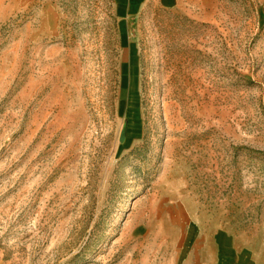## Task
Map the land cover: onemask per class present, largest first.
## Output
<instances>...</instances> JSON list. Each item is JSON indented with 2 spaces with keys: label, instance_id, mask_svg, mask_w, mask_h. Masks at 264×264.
<instances>
[{
  "label": "rangeland",
  "instance_id": "374dc122",
  "mask_svg": "<svg viewBox=\"0 0 264 264\" xmlns=\"http://www.w3.org/2000/svg\"><path fill=\"white\" fill-rule=\"evenodd\" d=\"M0 264H264V0H0Z\"/></svg>",
  "mask_w": 264,
  "mask_h": 264
}]
</instances>
